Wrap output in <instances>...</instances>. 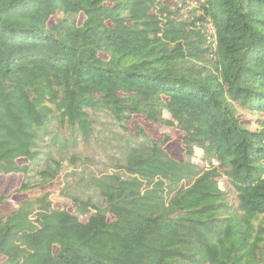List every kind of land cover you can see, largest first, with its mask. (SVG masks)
Masks as SVG:
<instances>
[{
    "label": "trees",
    "instance_id": "trees-1",
    "mask_svg": "<svg viewBox=\"0 0 264 264\" xmlns=\"http://www.w3.org/2000/svg\"><path fill=\"white\" fill-rule=\"evenodd\" d=\"M195 1L0 0V264H264V0Z\"/></svg>",
    "mask_w": 264,
    "mask_h": 264
},
{
    "label": "rangeland",
    "instance_id": "rangeland-1",
    "mask_svg": "<svg viewBox=\"0 0 264 264\" xmlns=\"http://www.w3.org/2000/svg\"><path fill=\"white\" fill-rule=\"evenodd\" d=\"M190 4L191 7L193 8L196 5V1L195 0H190ZM93 118L96 120V124H95V128L97 131V134L100 135V137H109V138H117L114 141V144L116 143L117 140L123 141L125 137H127V135L125 134V132L121 129L120 126H117L114 122V120L110 117L109 114L105 113V112H93ZM142 123L145 124L147 126L148 131L150 132V134L154 135V136H163L165 133H169L170 135H172L174 138L173 140L168 144V149L174 153L176 156L178 157H182L183 153H182V149L180 148L179 145V140H178V136L179 133L175 132L172 129H168L166 127L163 126H155L153 124L148 123L147 121L142 120ZM130 126L132 128H134V124L131 123ZM258 126H256L255 128H257ZM111 131H115L120 133L119 136L112 134ZM119 141V142H120ZM111 144V143H110ZM102 145H96V143L90 145V147H87L85 145H81L80 149L81 150H85L87 152V148L88 151L94 153L95 151L97 152V154L99 156H101L99 153V148ZM55 154L58 156L57 151L55 152ZM59 157V156H58ZM97 161H94L92 163V168L88 173H93V174H100V171H102L105 168L104 163L105 160L104 158L101 156L100 159H102L103 163L98 162L99 158H96ZM69 163L70 160L69 159H65L62 163V167L63 169H65V176L63 177L62 181L59 183H55L52 188H53V194L51 195V198L53 200L54 206L58 207L60 202H68L69 200L65 197L61 195V191L65 185V183L67 181L71 182H75V178L76 177H66L67 173L69 172ZM109 163V162H108ZM21 180V176L20 175H10V176H0V191H9L11 190L15 185L19 184ZM17 198V197H16Z\"/></svg>",
    "mask_w": 264,
    "mask_h": 264
},
{
    "label": "built area",
    "instance_id": "built-area-1",
    "mask_svg": "<svg viewBox=\"0 0 264 264\" xmlns=\"http://www.w3.org/2000/svg\"><path fill=\"white\" fill-rule=\"evenodd\" d=\"M207 43L212 47L213 51L217 48V36L214 26L211 23L207 24L206 29Z\"/></svg>",
    "mask_w": 264,
    "mask_h": 264
}]
</instances>
